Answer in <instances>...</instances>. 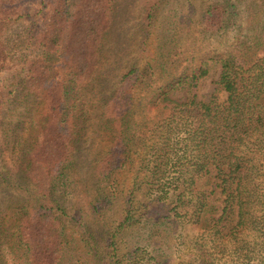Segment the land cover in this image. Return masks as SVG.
Returning <instances> with one entry per match:
<instances>
[{
    "label": "trees",
    "instance_id": "obj_1",
    "mask_svg": "<svg viewBox=\"0 0 264 264\" xmlns=\"http://www.w3.org/2000/svg\"><path fill=\"white\" fill-rule=\"evenodd\" d=\"M229 4L225 0L204 8L202 23L210 26L208 30L223 26ZM260 8L252 18L260 23L257 33L215 60L220 65L215 90L226 92L224 100L215 92L208 100L197 97L198 82L208 72L202 60L163 80L153 95L151 112L133 128L132 88L148 84L146 68L152 76L156 71L150 64L142 69L137 62L131 63L120 74L111 97L120 111L121 118L114 125L117 129L108 125L113 138L104 154L95 159L98 178L93 182L98 187L90 207L101 217V210L117 196L114 175L131 166L133 151L141 152L137 171L142 173L135 174L134 183H144L147 203L155 202L143 215L168 217L163 205L172 203L173 219L201 224L206 234L201 237L211 242L199 244L200 259L195 264H218L220 254L228 255L235 264H259L264 258V4ZM113 10L115 0H57L40 30V56L31 64L24 89L25 95L41 99L45 111L30 118L27 137L21 140L17 136L11 145L17 151L13 166L5 173L0 171V188L32 194L28 195L31 206L25 198L15 208L0 205V264H4L1 244L10 236L24 246L28 264H61L68 223L79 228L78 234L97 264L138 262L135 258L141 246H133L120 257L116 253V237L133 219L130 207L116 225L94 229L82 214L70 213L61 194L54 193L78 166L77 154L82 155L67 127L69 90L95 71L100 39L110 26ZM153 16L148 6L144 28L152 25ZM51 57L59 60L66 81L51 72L47 61ZM175 88L185 89L186 96L172 97L169 91Z\"/></svg>",
    "mask_w": 264,
    "mask_h": 264
},
{
    "label": "rangeland",
    "instance_id": "obj_2",
    "mask_svg": "<svg viewBox=\"0 0 264 264\" xmlns=\"http://www.w3.org/2000/svg\"><path fill=\"white\" fill-rule=\"evenodd\" d=\"M56 1L0 0V100H5L0 104L2 173L13 166L14 158L17 157V151L11 148L16 137L20 136L24 140L30 118L45 111L40 98L25 95L24 84L31 73L32 62L40 56L37 37ZM65 1L73 3L75 0ZM223 1L225 0H115L110 26L100 39L99 60L95 71L88 80L74 83L69 90L67 127L82 155L77 154L78 166L69 172L66 185H59L54 193L61 194L70 213L75 211L82 214L94 229L101 225L107 228L116 225L123 217L124 210L130 207L133 219L118 233L116 253L120 257L133 246H141L144 251L142 248L139 250L135 258L138 260L137 264H159L156 259L162 264H195L200 259L199 244L211 239L201 237L206 235L201 230V224L181 223L173 219L170 216L172 203L163 205L162 210L167 212L168 217L162 214L150 217L148 214L143 215L144 211L154 208L155 202L147 203L144 195L147 186L144 183H134L140 151L139 154L132 152L134 158L129 168L114 175L118 185L114 191L117 196L113 203L101 210V217L91 209L90 204L97 196L98 187L93 182L98 178L95 159L104 154L113 138L114 132L108 125L111 123V127L116 130L117 126L114 125L121 118L119 109H115L112 104V93L119 84L120 74L131 63L137 62L142 69L148 64L153 66L156 71L153 76L147 68L145 70L146 76H149L148 84H143L142 87L135 85L131 91L133 105L130 119L134 128L139 120L151 112L153 95L159 90L163 80L180 74L190 65L198 66L203 60L208 72L198 82L197 97L208 100L215 92L220 101L224 100L226 92L215 90V80L220 71V65L215 60L257 33L260 23L252 20L255 17L253 12L261 9L264 0H228L230 6L225 7V23L218 30H208L210 26L202 23L204 8ZM148 6L152 7L154 16L152 25L144 28ZM229 12L231 14L227 15ZM47 61L51 72L66 81L67 76L60 67L59 60L51 57ZM169 93L176 99L186 96L185 89L175 88ZM139 99H142V104H138ZM141 173L142 171L138 172ZM5 188H0V205L6 207L12 204L15 208V205H19L17 201L25 198V203L31 206L28 195L32 194L25 195L14 188ZM30 188L38 191L32 183ZM6 218L8 223L10 214ZM78 232V227L68 223V242L61 264H97ZM1 247L4 264H28L25 248L15 236L4 239ZM259 253H256L253 261ZM149 256L153 259L145 262ZM219 256L221 259L217 261L218 264H235V260L228 255ZM263 259L259 264H264Z\"/></svg>",
    "mask_w": 264,
    "mask_h": 264
}]
</instances>
